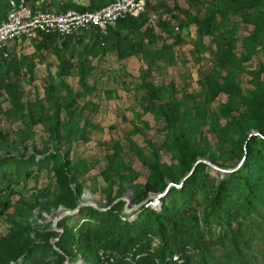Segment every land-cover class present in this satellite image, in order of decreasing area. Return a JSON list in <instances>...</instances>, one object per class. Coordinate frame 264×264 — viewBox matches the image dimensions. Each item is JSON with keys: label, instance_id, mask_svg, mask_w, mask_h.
<instances>
[{"label": "rangeland", "instance_id": "1", "mask_svg": "<svg viewBox=\"0 0 264 264\" xmlns=\"http://www.w3.org/2000/svg\"><path fill=\"white\" fill-rule=\"evenodd\" d=\"M147 1L146 25L151 29L141 41L140 48L159 50L163 45L170 44L171 55L165 56L164 60L147 61L144 53L140 51L120 59L117 51L112 48V39L107 40L106 46L100 47L94 44L96 38L89 34L74 35L67 50L61 48L62 39L53 44L55 47L41 46L39 41L30 40L9 45L10 55L0 56V81L5 79L19 84L24 112L23 116L8 114L7 110L11 107L9 96L0 83V132L7 133L6 140L0 137V154L10 152L29 155L36 151L43 157L59 150L67 155L71 163L85 165L77 179L80 186L79 204L82 202L92 205V202L103 210L109 207V194L115 197L118 182L122 180L127 189L113 203L122 201L121 218L127 217L130 220L135 218L141 206H147L149 199L157 200L154 197L162 194V191H149L140 202H134L136 188L143 186L149 176L148 164L155 155L154 148L160 149L167 137L161 118L155 115L154 108L145 100L142 76L146 70H150L145 78L146 82L161 92L160 99L154 101L156 104L159 101L175 99L195 109V97L202 90L199 81L209 72L231 75L243 90H264V75L256 72L264 60V53L261 51L243 62L244 70L229 66L221 68L218 65V53L226 47L225 42L229 36L236 40L232 51L236 52L237 57L247 53L243 45L244 37L254 34L257 42L264 44V8H249L242 13L233 14L216 11L212 33L200 38L192 19L203 17L208 12L207 5L214 0ZM27 2L32 7L58 9L66 3L68 6H88L91 0ZM150 12L157 15L154 23H148ZM127 33L128 31H123V34ZM130 39L139 42L136 35ZM56 48H61L60 53L65 54L67 62L72 64L61 75ZM79 51H83L81 58L88 60L92 66L87 77L90 89L78 97L73 118H68L64 106L69 98L68 94L81 90L76 68ZM11 61L16 62V68ZM48 89L51 95L47 94ZM229 102V97L221 93L209 104V115L201 128L202 132L197 134L201 144L205 141L204 137L213 144L217 141L216 127L225 123L226 111L232 114L242 111L241 105L232 106ZM252 132L257 134L256 130ZM58 134L67 135V140L59 143L56 140ZM115 144L119 146L125 169L120 171L121 179L109 190V181L105 179L103 170L106 156ZM160 150L158 158L161 163L178 165L174 153ZM210 156L214 157L215 163H212ZM237 157L236 150H231L226 144L214 145L211 154L207 153L202 159L207 164V181L220 178V169L238 168L243 158ZM54 168V160L44 163L40 168L33 166L29 176H15L9 187L3 188L0 193V236L8 232L12 222H24V213L28 209L36 208L39 203L52 202L51 194L56 184ZM113 179L117 180V176L114 175ZM166 182L169 185L174 184L171 180ZM260 183L254 207L247 212L239 210L238 220H244L245 225H240L238 230L229 231L230 234L233 230L246 235L240 251V255H245V264H264V180ZM70 188L76 191V183H70ZM128 192L131 197L127 196ZM59 210L64 212L61 216L58 214ZM71 211L59 205L50 213L43 212V218L37 222H49L51 229L61 231L57 222L66 215L76 213ZM54 240L51 239L52 242ZM153 243L156 244L157 240L154 239ZM212 252L214 261L211 264H234L230 259L233 256L229 245L214 246ZM197 258L195 254V259ZM64 263L85 264L80 257H67Z\"/></svg>", "mask_w": 264, "mask_h": 264}, {"label": "trees", "instance_id": "2", "mask_svg": "<svg viewBox=\"0 0 264 264\" xmlns=\"http://www.w3.org/2000/svg\"><path fill=\"white\" fill-rule=\"evenodd\" d=\"M107 2L91 0L88 6H68L66 3L55 10L97 9ZM147 3L148 1L145 3L146 8ZM249 8H264V0H214L207 5L208 12L203 17H194L192 20L197 26L198 36L202 38L205 34L212 33L216 11L233 14L242 13ZM6 9V0H0V21L5 18ZM145 13L144 11L136 17L126 16L119 19L116 26L109 28L104 37L87 32L77 35L89 34L96 38L94 44L100 47L106 46L107 40L112 39V48L117 51L120 59L140 51L144 53L147 61L164 60L165 56L171 55L170 44L163 45L159 50L140 48L141 41L151 29L146 25ZM258 21L261 23L260 18ZM180 25L184 26L183 23ZM125 30L128 31L127 34H123ZM134 35L139 37V42L130 39ZM72 37V34L63 38L49 34L43 35L37 41L41 46L55 47L53 44L62 39L61 48L67 50ZM235 41L233 36H229L225 42L226 47L219 51L218 65L221 68L229 66L244 70V61L258 51L264 53V44L257 42L253 34L243 38L247 53L237 57L236 52L232 51ZM61 48L55 50L60 67L59 75L72 67L65 54L60 53ZM4 53L5 49H0V56H4ZM79 54L76 68L81 90L68 94L69 98L64 104L68 118H73L78 97L90 89L87 77L92 66L88 60L81 58L83 51H79ZM7 55H10V51ZM11 63L15 65L16 62ZM149 72V69L146 70L142 76L145 100L154 108L155 115L161 118L163 128L167 131L166 140L160 149L174 153L178 165L161 163L158 158L161 150L154 148L156 156L148 164L149 176L143 186L136 188L134 202H140L149 191H162L159 208L141 206L134 219H122L120 212L123 202L118 200L113 203L127 189L121 180L118 182L115 197L109 194L108 208L102 210L92 205H82L78 212L66 215L57 222L61 231L53 230L49 227V222L41 224L37 221L43 218V212L50 213L59 205L69 210L78 206L80 186L77 179L85 165L71 163L67 155L59 150L43 157L36 151L29 155L10 152L0 154V193L4 187H9L15 176H29L33 166L40 168L50 160H54L56 177L51 194L52 202L39 203L36 208L28 209L24 213V222H12L8 232L0 236V264H65L67 257H80L85 264H211L214 261L212 247L226 245H229L232 253V262L245 264V255H240V251L246 235L233 230L230 234L229 231L238 230L240 225H245L244 220H238L239 210L247 212L254 207L257 189L264 180V90H243L231 75L209 72L199 81L202 90L195 97V109L175 99L159 101L156 104L154 101L160 99L161 92L146 82ZM256 72L264 75V60ZM0 83L9 96L11 107L7 110L8 114L23 116L19 84L5 79ZM221 93L229 97L230 105H241L243 109L237 114L226 111L225 123L216 127L217 141L213 144L204 137L205 141L201 144L197 134L202 132L201 128L209 115V104ZM47 94L51 95L50 89ZM252 130H256L257 134ZM0 137L6 140L7 133L0 132ZM56 140L62 143L67 140V135L58 134ZM216 144H226L231 150H236L237 158H243V161L232 172L225 175L220 173V178L208 182V172H205L207 164L202 159L207 153L211 154ZM118 147L117 144L112 146L113 150L107 154L103 170L105 179L109 181V190L121 179L120 171L125 169ZM210 157L212 163H215L214 157ZM114 175L117 180L113 179ZM166 180H171L174 184L169 185ZM72 182L76 183L77 192L70 188ZM222 227L226 230L221 229ZM51 239L56 240L52 242ZM154 239L157 240L156 244L153 243ZM100 252L112 260H102ZM174 256L177 259H173Z\"/></svg>", "mask_w": 264, "mask_h": 264}, {"label": "built area", "instance_id": "3", "mask_svg": "<svg viewBox=\"0 0 264 264\" xmlns=\"http://www.w3.org/2000/svg\"><path fill=\"white\" fill-rule=\"evenodd\" d=\"M146 0H109L97 9H42L32 7L27 0H6V15L0 21V49L4 56L11 51V44L22 41L39 40L43 35L56 34L60 38L77 35L80 32L98 34L104 37L109 28H114L119 19L126 16H138L145 11ZM157 15L150 12L148 23H154ZM178 29V25H175ZM157 200H149L147 206L157 209ZM158 206V208H159ZM124 219V218H123ZM100 258L106 261L111 257L100 252ZM173 259H177L176 256Z\"/></svg>", "mask_w": 264, "mask_h": 264}, {"label": "water", "instance_id": "4", "mask_svg": "<svg viewBox=\"0 0 264 264\" xmlns=\"http://www.w3.org/2000/svg\"><path fill=\"white\" fill-rule=\"evenodd\" d=\"M212 166H214V167H216L215 165H213V164H211ZM234 169H228V170H226V169H220V172L222 173V175H225V174H228V173H230V172H232ZM163 194H160V196H162ZM127 196L128 197H131V193L130 192H128L127 193ZM91 204H92V206H94V207H96V208H98L97 207V205L95 204V203H92L91 202ZM82 205H89V204H84V203H80L74 210H72L71 212H78L79 211V208L82 206ZM100 209H102V208H100ZM103 210V209H102ZM64 212L63 211H61V210H59L58 211V214H60V216L63 214Z\"/></svg>", "mask_w": 264, "mask_h": 264}, {"label": "bare ground", "instance_id": "5", "mask_svg": "<svg viewBox=\"0 0 264 264\" xmlns=\"http://www.w3.org/2000/svg\"><path fill=\"white\" fill-rule=\"evenodd\" d=\"M89 196V195H88ZM89 199V198H88Z\"/></svg>", "mask_w": 264, "mask_h": 264}]
</instances>
